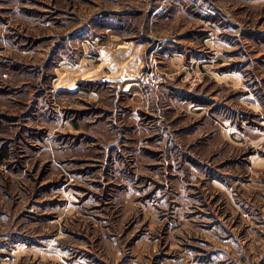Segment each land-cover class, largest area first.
Wrapping results in <instances>:
<instances>
[{"label":"rangeland","instance_id":"374dc122","mask_svg":"<svg viewBox=\"0 0 264 264\" xmlns=\"http://www.w3.org/2000/svg\"><path fill=\"white\" fill-rule=\"evenodd\" d=\"M0 264H264V0H0Z\"/></svg>","mask_w":264,"mask_h":264}]
</instances>
